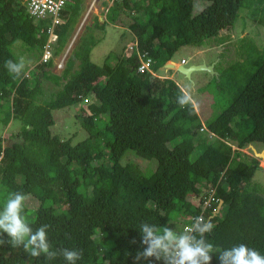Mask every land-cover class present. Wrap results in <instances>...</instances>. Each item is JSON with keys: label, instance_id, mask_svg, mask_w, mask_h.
<instances>
[{"label": "trees", "instance_id": "obj_1", "mask_svg": "<svg viewBox=\"0 0 264 264\" xmlns=\"http://www.w3.org/2000/svg\"><path fill=\"white\" fill-rule=\"evenodd\" d=\"M197 1L205 5L193 14ZM82 3L67 0L63 23L54 29L52 56L68 42ZM244 10L251 22L264 27V0H113L104 22L95 18L85 31L119 26L121 36L132 35L130 42L99 66L90 59L97 39L85 32L60 75L51 74L50 60L32 68V81L22 67L13 71L5 61L20 64L12 52L17 42L39 60L50 22L34 20L20 0H0V123L20 124L7 140L0 136V211L10 194H25L22 218L32 234L49 225L46 242L56 253L54 258L44 252L33 257L0 229V264H70L64 249L82 251L75 264H173L168 252L176 250L174 242L135 259L149 247L142 243V225L158 236L168 229L179 237L202 212L214 228L200 234L194 227L190 236L193 243L202 239L213 245L210 264H221L222 252L238 244L264 256V195L253 182L261 168L240 152L254 144L264 149V44L257 48L252 40H240L242 64L250 68L239 61L232 65L243 83L206 125L211 139L198 137L201 123L194 104L180 105L184 91L172 79L137 72L138 53L150 58L158 75L180 48L218 37L234 27ZM130 43L133 51L125 52ZM41 76L61 86L43 103L38 101ZM89 97L94 111L81 107L75 115L87 138L73 145L53 135L52 112L79 106ZM128 150L155 160L153 173L122 164ZM212 189L213 201L203 211ZM176 223L177 230L168 228Z\"/></svg>", "mask_w": 264, "mask_h": 264}, {"label": "rangeland", "instance_id": "obj_2", "mask_svg": "<svg viewBox=\"0 0 264 264\" xmlns=\"http://www.w3.org/2000/svg\"><path fill=\"white\" fill-rule=\"evenodd\" d=\"M106 3L109 8L112 5V0H83L81 12L75 19L68 42L63 49H60L58 55L52 56L51 74H61L66 60L72 57L74 47L77 45L80 37L86 32L85 29L95 23L94 18L102 16V19H104L103 15L106 13ZM204 5L205 2L203 1L195 2L193 14H197ZM91 8L94 9L91 10ZM245 14L246 11H242L234 27L223 30L218 37L210 38L198 47H182L172 57V61L177 64L184 59L185 64H181L184 67L193 65L212 66L214 73L205 70L194 71L190 74V77L187 78L176 71V64L173 69L165 65L164 68L158 71L156 78L164 79L171 77L170 79L192 97V102L201 123V128L198 132L199 138L203 136H207L208 139L214 138L211 134L206 133V125L228 106L238 85L243 83L242 77L236 75V71L232 69V65L239 61L246 70L250 68L249 64H242L239 52L240 40L242 38L252 40L257 48H261L264 44V27L251 22ZM123 32V28L113 25H107L104 30H96L95 28L88 29L84 36L88 34V37L92 35L97 39L95 46L90 52L91 61L101 66L108 54L112 51L117 52L118 49L122 48L124 45L126 46L132 39V35L126 32V34L121 36ZM20 45L21 43L17 42L13 46L12 52H15L17 57H19L20 64L23 62L22 69L29 74L33 81L35 80L36 71L32 68L38 62V59L32 54L26 53ZM130 45H132V43H130L129 46ZM127 50H129L128 47L125 49V52ZM60 64H63V66L60 67ZM40 83L42 93L38 101L42 103L43 101L49 100L61 89V86L56 85L51 78H44L41 76ZM92 104V101L90 103L89 97V101L82 102L79 106L53 111L54 125L50 129L52 134L58 136L62 140L71 139L73 145L85 140L87 138V133L81 128L79 122L75 119V115L81 107L88 112L94 111V106ZM19 126L20 124L18 121L10 122L7 126L0 123V136L2 138L5 137V140H7L9 135L19 131ZM4 143L7 144L10 143V141H4ZM204 146L205 145L198 146L196 148L197 152L201 148H204ZM253 148L258 153L263 150L259 144H254L241 149L240 152L245 154L250 162L254 160L258 161L261 169L256 170L253 176V182L259 184L262 189L261 193L264 195V156H256L253 152ZM121 163H133L144 171L147 176L152 174L156 168L155 160L140 158L131 150H128L124 154ZM168 228L177 230L179 224L169 225Z\"/></svg>", "mask_w": 264, "mask_h": 264}, {"label": "clouds", "instance_id": "obj_3", "mask_svg": "<svg viewBox=\"0 0 264 264\" xmlns=\"http://www.w3.org/2000/svg\"><path fill=\"white\" fill-rule=\"evenodd\" d=\"M22 66L23 62L21 64H13L11 60L5 61V67L16 72H19ZM178 102L183 106L192 102V97L188 93L183 92L178 97ZM261 152L264 154V149ZM25 200V194L19 191L9 195L3 210L0 211V229L11 237V244L13 246L23 243L25 249L33 257L44 252L48 258H54L56 253L49 251L50 246L46 242L45 229L49 225L41 226L36 230L35 234H32V229L27 226L25 220L22 218L21 212L25 207ZM196 220L199 222L196 225V231L200 234L210 232L214 228V225L210 221L205 222L203 217H196ZM141 230L144 234L142 243H147L149 247L143 253H137L135 259H139L141 255L144 257L152 256L155 249L161 247L167 248L169 244L174 242L176 255L179 257L175 264H186V262L187 264H199V261H203L204 264H210L211 262L209 253L214 251L213 245L210 243L205 244L202 239L193 243L194 237L189 235H180L177 237L168 229L164 230V236H158L146 224L142 225ZM166 241L168 243H165ZM3 243L4 241L0 240V245ZM62 254L70 264H75V261L82 257L81 250L69 251L64 249ZM219 260L221 264H264V256L245 244H238L229 250H224L219 256Z\"/></svg>", "mask_w": 264, "mask_h": 264}, {"label": "built area", "instance_id": "obj_4", "mask_svg": "<svg viewBox=\"0 0 264 264\" xmlns=\"http://www.w3.org/2000/svg\"><path fill=\"white\" fill-rule=\"evenodd\" d=\"M20 1L22 4L26 6L27 12L34 20H48L50 22L47 28V34H48L47 42L44 45L43 53L39 58L38 62L35 64V66L42 63H47L52 59V45L57 37L54 34V29L63 23V20L61 18V12L65 8L67 4V0H20ZM134 47L135 45L132 44L128 47V49L130 51H133ZM138 57H139V62H138L137 72L139 73L146 72L149 73L152 77L156 78L157 74L151 69L150 58L146 57L145 54H139V53H138ZM184 63L185 61L182 60L181 64ZM62 66L63 64H60V67ZM27 75L28 73L25 74V76ZM213 193H214V189H212L211 195L208 196V198L204 199V202L202 204L203 211L210 207L211 202L213 201ZM198 217H203V212ZM192 220H193L192 225H188L184 228L185 234L189 236L193 232L194 227H196V225L199 223L195 218H193ZM168 256H171L173 264H175V262L179 258L176 255V250L168 252Z\"/></svg>", "mask_w": 264, "mask_h": 264}, {"label": "water", "instance_id": "obj_5", "mask_svg": "<svg viewBox=\"0 0 264 264\" xmlns=\"http://www.w3.org/2000/svg\"><path fill=\"white\" fill-rule=\"evenodd\" d=\"M166 66H169V67L172 68V69L175 67L174 64H172V63H171V64L168 63V64H166ZM175 69H176L177 72L183 74V75H184L185 77H187V78H189V77H190V74H191L192 72H194V71L205 70V71H207V72L214 73L213 70H212V66H205V65H193V66H189V67H184V66L181 65V66L176 67ZM253 152H255V154H256L257 156H260V157H263V156H264V154H263L262 152L257 153V152L255 151L254 148H253ZM220 205H221V202H220V204L218 205V208L216 209L215 214L218 213V211H219V209H220ZM215 214H214V215H215Z\"/></svg>", "mask_w": 264, "mask_h": 264}, {"label": "crops", "instance_id": "obj_6", "mask_svg": "<svg viewBox=\"0 0 264 264\" xmlns=\"http://www.w3.org/2000/svg\"><path fill=\"white\" fill-rule=\"evenodd\" d=\"M105 7H106V10L108 9V4L106 3L105 4ZM94 8H91V10H93ZM103 17H104V19H102V16H99L97 19H98V22L100 23V24H102L103 22H104V20H105V15H103ZM96 18V17H95ZM94 18V19H95ZM89 27V26H88ZM129 47V46H128ZM182 60H184V59H182ZM176 64V67H178V66H181V61H180V63H175L174 61H170V64ZM185 64V63H184ZM168 67V66H167ZM171 78V77H170ZM181 88V87H180ZM181 90L182 91H184V89L183 88H181ZM185 92V91H184ZM203 126H205L204 124H202Z\"/></svg>", "mask_w": 264, "mask_h": 264}]
</instances>
